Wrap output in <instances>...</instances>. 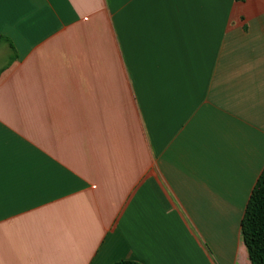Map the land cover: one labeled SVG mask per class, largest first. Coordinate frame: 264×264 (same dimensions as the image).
<instances>
[{
	"label": "crops",
	"instance_id": "crops-1",
	"mask_svg": "<svg viewBox=\"0 0 264 264\" xmlns=\"http://www.w3.org/2000/svg\"><path fill=\"white\" fill-rule=\"evenodd\" d=\"M264 0H0V264H250Z\"/></svg>",
	"mask_w": 264,
	"mask_h": 264
},
{
	"label": "trees",
	"instance_id": "trees-1",
	"mask_svg": "<svg viewBox=\"0 0 264 264\" xmlns=\"http://www.w3.org/2000/svg\"><path fill=\"white\" fill-rule=\"evenodd\" d=\"M240 233L250 264H264V170L261 171L251 191ZM113 264H139L122 260Z\"/></svg>",
	"mask_w": 264,
	"mask_h": 264
}]
</instances>
